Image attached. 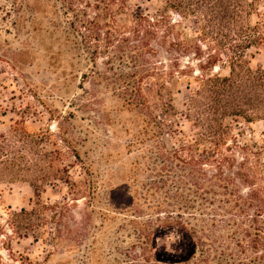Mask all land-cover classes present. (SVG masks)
Masks as SVG:
<instances>
[{"label":"trees","instance_id":"trees-1","mask_svg":"<svg viewBox=\"0 0 264 264\" xmlns=\"http://www.w3.org/2000/svg\"><path fill=\"white\" fill-rule=\"evenodd\" d=\"M159 1L164 8L151 15L131 0H15L19 10L27 6L31 11L28 19L18 15L15 27H33L50 45L61 49L55 53L57 57L63 48H71L85 52L95 62L101 54L98 45L101 41L105 43L104 54L114 56L109 65H114L115 60L127 69L115 72L111 68L108 71L111 75L94 72L91 78L106 87L118 109L139 115L141 125H146L144 135L150 137L149 144L137 145L144 152L146 163L142 172L148 177L140 181L139 169H135L131 184L126 183L116 193L122 202L114 199L113 189L109 191L110 205L105 212L94 209L101 201L102 190L93 179L92 166L75 151L76 161L69 162L62 173L68 174V169L78 164L84 166L88 189L70 194L75 202L88 200L92 210L83 213L76 230L57 229L53 243L55 247L65 243L66 251L80 253L83 264H264V192L250 185L251 177L232 172L233 161L224 156L220 143L213 141L218 132L209 129L197 139H178L168 144L164 135L168 125L153 115L157 112L167 118L176 115L174 95L181 92L179 77L184 71L176 73L171 69L179 68L180 57L196 50L197 60L204 59L200 46L189 47L183 33L177 31L180 25L172 23L170 12L183 22L194 18L196 39L210 41L209 49L211 43L216 44L215 52L200 63V72L212 71L223 62L229 64L228 77L203 75L195 95L207 92L220 95L248 75H254L250 79L256 88L264 87V70L253 72L247 59L250 49H264V20L253 23V17H259L256 4L261 0ZM120 16H125V21H118ZM126 31L128 34L120 38L121 32ZM159 48L167 55L178 54L173 59L167 58L172 62L168 71L158 67L163 65L157 61ZM93 95L97 97L96 93ZM152 99L157 105L152 106ZM5 112L2 116H6ZM34 139L35 135L25 125H15L0 133V176L16 180L14 176L30 170L27 165L16 169L15 163L22 165L27 160L25 153L32 149ZM207 144L214 148L203 150L202 146ZM46 152L49 168L63 162L65 154L56 145ZM69 178L45 175L33 184L39 205L48 185L57 180L70 185ZM243 186L249 192L243 193ZM42 209L52 213L51 220L63 223L70 206L62 202ZM98 213L103 221L97 227L92 221ZM34 215L25 209L14 213L12 229L16 233L24 230L26 235L27 230L37 228L32 225ZM36 216L45 221V217ZM118 221L119 227L113 228ZM63 233L67 237L63 238ZM72 233L76 239L69 238ZM165 235L174 236L176 242L184 239L186 250L173 259H169L172 254L165 258L161 253L167 249L163 242Z\"/></svg>","mask_w":264,"mask_h":264},{"label":"rangeland","instance_id":"rangeland-1","mask_svg":"<svg viewBox=\"0 0 264 264\" xmlns=\"http://www.w3.org/2000/svg\"><path fill=\"white\" fill-rule=\"evenodd\" d=\"M131 2L151 15L164 8V3L159 0ZM256 6L259 17L255 15L253 23L264 20V0ZM19 8L15 0H0V133L8 132L15 125H25L27 131L35 135V143L25 153L27 160L22 165V162L15 163L16 169L27 165L30 170L14 176L16 180H11L12 176H0V264H83L80 253L66 251L65 243L60 242L58 247L53 243L57 229L64 231L70 227L76 230L83 213L92 210L87 205L88 200H72L74 194L88 189L84 166L78 164L69 168L66 175L62 170L69 162L76 161L74 155L78 151L82 160L92 166L93 179L102 190L101 201L94 209L105 212L110 205L107 199L109 191L113 189L116 194L124 189L126 183L131 184L130 177L135 169H139L137 177L140 181L148 177L142 172L146 161L138 146L145 142L149 144L150 137L144 135L146 125H141L139 115L118 109L116 101L106 93V87L91 78L94 72L107 74L111 68L115 72L127 69L126 65L124 67L115 60L114 65H109V59L114 56L104 54L103 41L97 47L101 54L95 62L85 52L71 48H63V53L57 57L55 53L61 49L50 45L48 39L35 32L33 27H15L18 15L25 16V19L31 16L27 6ZM169 17L172 23L180 25L177 31L183 33L189 47L195 49L200 46L204 59L198 61L194 54L196 50H192L180 57L179 68L171 69L176 73L184 71L179 77L181 92L174 95L176 115L167 118L160 112L153 114L168 125L164 134L166 142L197 139L201 134H207L209 129L218 132L213 141H218L224 156L233 161L232 172L251 177L253 182L250 185L264 192V87L256 88L250 79L254 75H248L220 95L210 92L195 95L201 87L203 75L228 77L229 64L223 62L212 71L200 72V63L215 52L216 44L211 43L212 48L209 49L210 41L196 39L194 18L183 22L173 12ZM118 21H125V16L118 17ZM127 34V31L121 32L119 37ZM110 51H114L113 48ZM159 51L157 61H162L163 65L158 67L168 71L172 62L167 58L173 59L178 54L167 55L160 48ZM247 54L253 72L264 70V49H250ZM151 103L152 106L157 105L155 99ZM3 111H6V116H2ZM200 119L203 121L199 122ZM55 145L65 157L63 162H56L54 168H49L46 151L54 149ZM213 148L212 144L202 146L208 151ZM52 174H58L64 180L70 177L71 184L64 183V180L54 181L42 192L39 205L33 184ZM241 190L249 192L246 186ZM114 196L116 201L122 202L120 195ZM62 202L69 203L70 209L64 222L58 223L51 220L52 213L42 207ZM23 209L45 217L41 222L34 215L32 225L37 228L27 230L26 235L24 230L16 233L17 230L12 229L13 214ZM101 216L99 213L94 215V226L101 225ZM119 222L112 227L118 228ZM62 237L67 236L63 233ZM69 238L76 239L75 233ZM163 242L167 245V249L161 252L165 258L172 254L169 259H173L186 250L184 239L176 242L174 236L169 238L165 235Z\"/></svg>","mask_w":264,"mask_h":264}]
</instances>
